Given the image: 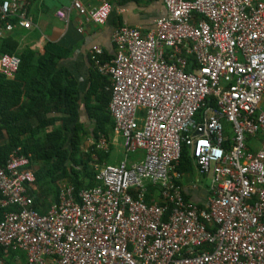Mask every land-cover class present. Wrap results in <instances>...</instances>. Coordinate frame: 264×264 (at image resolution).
<instances>
[{"label": "built area", "instance_id": "built-area-1", "mask_svg": "<svg viewBox=\"0 0 264 264\" xmlns=\"http://www.w3.org/2000/svg\"><path fill=\"white\" fill-rule=\"evenodd\" d=\"M162 2L145 34L113 30L108 60L101 46L88 50L110 80L124 150L143 158L94 163L95 184L62 186L45 213L28 192L31 155L16 147L0 158V205L16 207L0 220V246L24 251L25 264H264V0ZM17 6L0 4V36L15 14L30 27ZM72 9L82 25H103L111 5L74 0L57 15L67 20ZM19 65L0 54L5 77ZM182 144L198 175L190 190L208 178L202 203L178 182Z\"/></svg>", "mask_w": 264, "mask_h": 264}, {"label": "crops", "instance_id": "crops-1", "mask_svg": "<svg viewBox=\"0 0 264 264\" xmlns=\"http://www.w3.org/2000/svg\"><path fill=\"white\" fill-rule=\"evenodd\" d=\"M4 1L10 0H0V4ZM73 1L74 0H15L18 5L16 11H24V17L30 21V27L24 28L19 25L17 22L20 19L18 15L15 14L11 16L10 21L14 25L13 28L4 31L2 36H0V47L2 39L6 36H11V39L15 42V49L12 53L0 52V54H14L19 58L23 55L29 59V66L25 68V75L20 79H18L17 76L7 78L0 73V75L7 80H11V82L17 81L18 83V81L21 80L20 82L22 84L23 80L28 81L26 84L22 85L25 91L21 90L19 96L14 98L15 103H13L10 109L11 113L20 114V120L18 122L22 123L23 127H25V131H23L24 133L21 134L20 137L24 140H28V138L42 139L45 134L56 129L60 130L62 127L63 117L65 116L62 110L65 108L64 102L66 101L61 96H56V93H53L52 98H45L46 100L42 104L48 109L31 107L32 100L36 102L33 93L40 95L36 93L33 83L40 77L36 68V63H38L39 58L45 57L48 54L46 50L47 43H54L64 48L66 50V55L54 60L51 68L52 74L56 75L59 73L61 75L57 82L59 85V92L66 85L65 71L69 72L75 79L76 92L74 93V98L78 110L77 122L82 124V128L84 129L83 133L80 131L79 134V136H81L79 148L83 152H89V148H91L92 145L94 146L95 149L90 152L91 154L89 153L91 159L90 165H92L93 171H95L93 166L94 163L99 165H117L121 161L128 162L133 159L139 160L143 158L142 153L126 152L123 148L120 135L114 129V122L109 112L111 93L110 80L107 76L105 77L108 83L104 86V90L109 92V98L105 109L109 113L112 130L109 136H105L104 133L100 132L98 133L97 139H95L92 135V129L96 122L87 115L84 104V95L88 91L90 85V75L88 71L91 68L90 66L95 69L93 64L90 65L88 50L92 45L96 44L103 48V53L105 52L104 54H106V56H112L114 52L113 43L111 41L113 30L119 26H128L135 27L142 34H145L152 28L153 20L165 14L163 2L162 0H106L111 5V12L107 22L103 25L94 23L82 25L80 17L73 9L68 12L67 20L57 15L59 10L68 8ZM81 2L84 4H97L100 0H81ZM20 6L21 8H19ZM80 26L81 30H79ZM100 58L102 60H108L107 57L104 56ZM96 73L98 72L96 71ZM48 79V74L43 71L42 91H45L48 86ZM54 87L56 86L51 88ZM263 101L264 99L261 102V107L264 109ZM90 102L92 104L97 103L93 97H91ZM65 133L66 132H64V135L66 137ZM70 133L71 130L69 133L67 132L68 135H70ZM8 137L10 136H8L6 129L1 126L0 146L6 142ZM99 138H103V144L100 146L97 145ZM84 143L89 147L86 151L82 149V144ZM247 143L253 150H256L259 146V137L249 138L247 139ZM65 146H69L68 141H66ZM120 146H122L121 152ZM100 154L105 155L103 158H100ZM7 155L4 157L0 156V158L3 160ZM29 155L32 156L33 153L30 152ZM43 165V161L36 158L35 160L31 159L30 169L33 170L35 174L37 170L41 171L43 169ZM66 165L68 166V163ZM192 165L193 171L181 172V179L178 182L186 189V197H189L194 202L202 203L207 194L205 187L208 186V178H201L199 182H197L202 187L201 189L190 190L188 185L191 182H196L195 178L198 177L193 160ZM205 181L206 185H204ZM39 183V181L35 180L28 188V192L34 196V206L39 213H45L57 202L58 192L62 186L71 185L74 188L72 183L68 179H65L53 183L57 191L56 193L53 191L47 193L37 188ZM2 196L0 192V199ZM15 209L16 207L12 205H0V220L3 218L5 212ZM0 264H25V253L16 247L0 246Z\"/></svg>", "mask_w": 264, "mask_h": 264}, {"label": "trees", "instance_id": "trees-1", "mask_svg": "<svg viewBox=\"0 0 264 264\" xmlns=\"http://www.w3.org/2000/svg\"><path fill=\"white\" fill-rule=\"evenodd\" d=\"M15 49V42L11 39V36H6L2 39V44L0 47V52L12 53ZM46 50L48 54L45 57H41L36 63V68L40 77H38L33 83L35 85L36 93L33 97L36 102L32 100V108H43L48 109L43 106V102L46 99H50L53 93L56 96H61L66 102H64L65 108L62 110L65 114L62 121V127L53 130L45 134L42 139H23L20 137L25 131L22 123H19L20 114H13L10 112L11 106L15 103L14 98L19 96L23 88V84L28 81L21 80L13 81L5 79L0 75V127L3 126L8 137L6 142L0 146V152L2 157L9 154V152L18 147L24 151L32 152L33 155L31 159H39L44 162L43 169L41 171L37 170L35 173V180L39 181L37 188L40 190L50 192H57L53 183L56 181H62L68 179L74 186V192H78L80 189L85 187L93 186L94 184V171L92 165H90L89 153L95 149L94 146L89 149V152H82L79 148V143L81 141V136H79L80 131L83 133V125L77 122V103L75 102L74 93L75 91V79L69 72L65 71L66 85L59 92V85L57 84L58 78L61 76L59 73L56 75L52 74V66L54 60L57 58L64 57L66 55V50L57 44L47 43ZM105 53V52H104ZM103 53V54H104ZM108 57L106 54L102 55V58ZM90 65L92 64L89 60ZM29 66V59L26 56H20V65L15 76L18 79L24 77L25 68ZM91 68L88 71L90 75V85L88 91L84 95V104L87 115L92 118L96 123L92 129V135L95 139L98 137V133H104L105 136H109L112 130L111 119L108 111L105 109L108 103V91L104 90V86L108 83L105 76L96 73L95 69ZM43 71H45L48 76V86L45 91H42V81H43ZM56 86L54 88H51ZM56 89V91H55ZM91 97H93L97 103L92 104L90 102ZM46 98V99H45ZM264 99V96H263ZM264 103V101H263ZM264 107V105H263ZM71 130L70 135L67 134ZM66 132V137L64 135ZM66 141L69 142V146H65ZM91 154V153H90ZM105 155V154H104ZM100 154V158L104 157ZM68 163V166L66 165ZM192 159L190 157L189 148L182 144L179 162L176 167L178 172L193 171L192 169Z\"/></svg>", "mask_w": 264, "mask_h": 264}, {"label": "rangeland", "instance_id": "rangeland-1", "mask_svg": "<svg viewBox=\"0 0 264 264\" xmlns=\"http://www.w3.org/2000/svg\"><path fill=\"white\" fill-rule=\"evenodd\" d=\"M84 141V140H83ZM83 145V147H82V149H84L85 151L89 148L88 146H86L87 144L86 143H84V144H82ZM17 148H19L20 149V151L21 152H23V153H25V154H30V152H26V151H24L22 148H21V146H19V147H17ZM90 149V148H89ZM82 151V150H81ZM122 151V146H120V152ZM83 152V151H82ZM86 153H88V152H86ZM111 162H113V161H111ZM204 185H206V181L204 182Z\"/></svg>", "mask_w": 264, "mask_h": 264}, {"label": "bare ground", "instance_id": "bare-ground-1", "mask_svg": "<svg viewBox=\"0 0 264 264\" xmlns=\"http://www.w3.org/2000/svg\"><path fill=\"white\" fill-rule=\"evenodd\" d=\"M113 119V118H112Z\"/></svg>", "mask_w": 264, "mask_h": 264}]
</instances>
